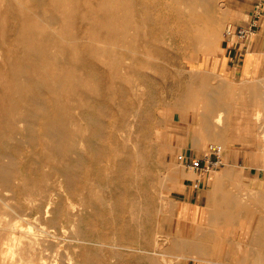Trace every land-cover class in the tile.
Listing matches in <instances>:
<instances>
[{
  "label": "rangeland",
  "instance_id": "1",
  "mask_svg": "<svg viewBox=\"0 0 264 264\" xmlns=\"http://www.w3.org/2000/svg\"><path fill=\"white\" fill-rule=\"evenodd\" d=\"M148 1L149 0H95L94 3V0H0V106H2L0 107V166L6 167L5 169L11 171L10 184H6L0 174V202L1 200L3 201L1 202L2 206L0 205V241H2L0 242V264H27V260H29V264H43L40 256L42 254L47 255L50 250L49 248H45L44 235L46 233L41 230L42 227L48 228L51 230V233L56 231L62 232L60 233V235H62L60 237H62L64 242L60 247L63 248L61 249L62 252H64V258L68 259L67 255L74 253L71 254L73 259L70 264H78L76 258L78 259L77 250H79V248L77 247H79L78 245L82 241L78 230L81 222V211L84 209L82 202H86V200L89 208H92L88 205L89 203L93 202L92 204H95V207H93V217L95 216V219L98 221L100 234L104 232L105 235H109L105 236L104 233H102V236H100L103 240H99V233L97 236L92 232H88L87 234L92 237V239L91 237L88 239L90 240L89 244H92L90 248L87 247L89 250L94 249V246L100 243L96 245L95 248L101 253V259L98 264H113V262H118L116 264H143L144 262V264H151L150 257H155L159 262L161 261L162 264H166V262L161 259V254L158 252L156 253V245L154 244V237L156 235L167 236L168 240H171V242L176 240L174 247H168L167 249V244L170 243L168 241L166 245L161 244L159 247L157 246L159 249L158 251L165 252V256L172 261L177 260V264H185L192 256L197 257V255L195 253L192 254L190 250L191 234L193 233L194 236L196 235L197 224L190 221L192 209L189 206L190 203L181 202L176 196V189L179 186V182L182 180L183 171L188 170L179 162L177 154L183 152L187 155H201L210 143L218 142L226 147L227 138H230L231 145L243 153L244 161L242 165L253 167L256 172L258 171L260 173L258 177L260 178L261 192L263 194L261 208L263 211L261 210V212L264 216V78L232 80L226 78L214 68L209 67V61L215 58L221 50L223 40L225 38L228 39L225 34L226 26L229 23L240 25L236 21L237 18L236 15H234L232 7L237 0H219L218 5L224 10H222L223 21L221 20L219 24V27L220 25L222 27H220L221 30L218 29L215 36L204 31L201 35L196 33L191 39L181 38V34L172 26L171 17L164 6L165 0H160V2L158 0H152V5L150 4L151 2ZM149 14L159 16V19H162L160 20L161 23L159 24V21L152 20L148 16ZM253 18L252 10V16L248 23H250ZM163 21L166 22L163 23ZM261 22L262 20L259 22L260 25ZM148 40L151 42V47ZM25 47L27 48L25 49ZM160 47L161 49L165 48L161 50ZM10 48H12V50ZM156 52H158L159 55H157L158 53L156 54ZM136 71L137 73H135ZM184 85H186V87ZM180 90H184L182 91L183 93ZM88 92L91 94H89L87 98L85 95L86 93L88 95ZM93 97L94 99H92ZM51 98L54 99V101ZM37 104H40L42 107L37 106ZM95 104H99L100 106L97 107ZM29 106L33 108L32 110L34 112L31 113L27 119H24L26 110H28ZM57 106L60 109H58ZM101 107L103 108L99 109ZM56 109L60 111L57 112ZM218 109L219 112H222V115L224 114L220 122L221 124H216L215 121L216 114L219 113L217 112ZM53 110H55V112ZM14 111H17V113ZM44 111L49 113L45 114L43 113ZM99 111L102 114L99 113ZM54 113L55 115L58 114V117L55 116ZM88 113H90L89 116H87ZM44 115L46 117H44ZM97 115H99L98 118H96ZM6 117H8V119ZM60 117L65 119L63 120ZM90 117L96 118L97 120H92ZM45 119L50 121L53 120L52 124L55 123L54 127L56 130L60 127L58 129H63V132L58 130L51 134L52 136L46 133L49 135L47 136L45 134ZM10 120L14 122L10 123ZM32 120H34L33 125L30 124ZM89 120H91V122ZM24 121L27 122V126ZM92 121L97 125L94 126ZM34 122H36V125ZM37 122H40V124ZM40 125H43V128ZM20 126L23 127L21 128ZM7 127L9 129H7ZM220 128L223 129L220 130ZM64 129H67V132ZM77 131L79 134H77ZM27 134L29 136L35 134L34 136H30V139L34 138V140L31 139L28 141L27 139H29V136L25 138ZM57 134V138L60 140H57L58 142L56 141V144L54 139H57ZM61 134H64V136ZM94 134L99 136L96 138ZM42 135L44 137H42ZM209 135L210 137H208ZM85 136L90 140L88 138L85 139ZM100 136H107V139H105V137L102 139ZM74 138L75 141L72 140ZM35 139L39 141L34 142ZM25 141L28 142L26 143ZM60 141L66 143H61ZM83 141H85V143ZM114 141L117 142L118 145L115 144ZM50 144L51 146L53 145L52 148L49 146ZM17 145L20 147L19 150ZM66 146H68V149H66ZM128 146H131L130 149L127 148ZM80 147L81 149H79ZM87 147L91 148L90 152L87 150ZM96 147L99 153L94 149ZM105 147H107V149ZM32 149L35 150L33 151ZM77 149L81 150V153L79 150L76 152ZM104 149H106V152ZM59 150L62 151L59 152ZM37 151H39V153ZM94 152L96 154L98 153L100 156L98 154L96 155ZM55 153L57 154L55 155ZM92 154L95 155L93 156ZM97 156L99 163L98 160L95 159ZM134 159H136V161ZM12 160L14 162L18 161L14 164ZM76 160H78V162ZM18 162L20 164H17ZM74 163H78V165ZM67 165L72 166L71 172H73V175L69 177L70 179L67 177L68 180L65 177L66 174L63 172V167ZM9 166L13 167L10 169ZM74 168L77 169L78 173H81L77 174ZM35 171L39 173H34ZM12 173H15L16 176ZM88 173L91 175H88ZM114 173L117 174L115 175ZM35 174L37 175L35 176ZM12 177L15 180H13ZM52 178L54 180H52ZM77 178L80 179L78 180ZM63 179L64 182L73 189L67 187L68 185L66 186V184L62 182ZM79 181L82 182L79 183ZM56 183H59L60 187L57 186ZM40 184L43 187L39 186ZM8 185H10V188ZM13 186L15 189H13ZM79 187H81V190L77 189ZM26 188L28 194H26ZM8 189H10V191ZM20 189H22V191ZM68 189L73 193L76 192V194L73 195ZM57 190L63 194L57 193ZM123 190L126 191L124 192ZM23 191L26 192L25 195ZM33 192H35V195ZM113 192L114 194H112ZM54 193H57L58 196ZM249 193L250 191L246 192V195L248 196ZM50 194H52L53 197ZM65 194H67L68 197H74L75 200L72 198L71 200ZM77 195H82L79 196V198L83 197L82 199L85 200L83 201L81 199L80 201L79 198H75ZM32 197L33 199H31ZM49 198L51 200H49ZM17 199H20L19 202ZM39 200H41V202ZM68 200L71 202L69 203ZM6 201L7 203H5ZM96 201H99L98 204H96ZM8 203L10 206L7 205ZM113 203L115 204L113 205ZM124 205L130 207H125L127 208L126 212L124 211L125 208H123ZM41 206L43 207L41 208ZM106 206L108 207L106 208ZM118 207H120L119 210ZM12 208L16 209L17 212ZM29 211L30 213H28ZM135 211H137V213ZM139 211H141V213ZM15 212L20 214H15ZM11 214L13 218H11ZM23 216H25L26 219H24L25 217L23 218ZM84 217L85 221L90 224L93 223L91 215L85 213ZM18 219L19 221L17 222ZM37 219L39 220L37 221ZM2 221H4L5 224ZM131 221L133 222L131 223ZM139 221L141 224L138 223ZM41 224H43V226ZM105 226H107L106 229H104ZM27 227L30 230H28ZM31 229L35 230H32V232ZM119 229L123 230L120 231ZM7 232L8 235L6 236ZM123 232L124 234L122 235ZM149 233L152 234L150 235ZM12 234L14 236H12ZM25 234L27 236L35 234L36 236L31 235V237H29L31 239H29ZM73 235H75V237ZM128 235L131 236V239ZM119 236L132 240L131 242L133 245L132 247L130 246L132 249L125 248L124 245L123 247L122 245H115L114 238L119 239ZM142 236H144V239L147 238L146 240L148 242L146 240L144 241V239L141 238ZM107 237L109 238L107 239ZM169 237L171 239H169ZM139 238L143 242V245L146 247L148 246L146 250L149 252L145 251V249L144 252L142 249L140 250V248H138L141 242ZM11 239H13L12 242ZM14 239L17 241L16 243L13 242ZM31 240H34L35 243ZM39 242H41L42 245ZM223 242V246L215 247L213 254L208 256L209 260L207 264H239V256L244 252V245L236 240L230 239L223 240ZM8 244H10V247ZM11 245L14 247L12 250H10ZM115 247L121 250L118 256L112 255L113 250H116ZM13 250L16 251V253H13ZM122 251H124V253ZM129 252L130 255H128ZM108 256L112 258H108ZM128 256L130 258H128ZM29 257L30 259H25ZM117 257L120 259L118 260ZM203 258L206 259L207 255L203 256ZM218 259L220 260L218 261Z\"/></svg>",
  "mask_w": 264,
  "mask_h": 264
},
{
  "label": "crops",
  "instance_id": "2",
  "mask_svg": "<svg viewBox=\"0 0 264 264\" xmlns=\"http://www.w3.org/2000/svg\"><path fill=\"white\" fill-rule=\"evenodd\" d=\"M257 2L264 5V0H237L234 3L232 7L238 24L246 25L249 22ZM209 67L232 80L264 78V13L260 27L250 41L225 38L217 56L209 61ZM243 161V153L227 138L220 166L200 175L183 171L176 196L181 202L190 203V221L197 224V233L195 236L192 233L190 240L191 253L197 257L192 256L185 264H207L209 258L204 259L203 256L213 254L215 247L223 246V240L229 239L245 247L239 256V264H264L260 173L253 167L243 166ZM199 177L201 180L195 185ZM247 191H250L248 196L245 195ZM220 205L229 209L221 210ZM209 238L210 241L213 239L211 245Z\"/></svg>",
  "mask_w": 264,
  "mask_h": 264
},
{
  "label": "bare ground",
  "instance_id": "3",
  "mask_svg": "<svg viewBox=\"0 0 264 264\" xmlns=\"http://www.w3.org/2000/svg\"><path fill=\"white\" fill-rule=\"evenodd\" d=\"M138 1V0H137ZM151 3V5H152V0H149ZM148 1V2H149ZM159 2H160V0H158ZM223 1V0H222ZM136 2V1H135ZM156 2V1H155ZM94 3H95V0H94ZM134 3V2H133ZM141 3V2H140ZM83 4V3H82ZM136 4V3H135ZM146 4V3H145ZM149 4V5H150ZM155 4V3H154ZM219 0H165V4H164V6H165V8H166V10H167V12L169 13V15H170V17H171V24H172V26H174L176 29H177V32L178 33H180L181 34V38H185V39H191V38H193L194 37V35L196 34V33H198V35H201V34H203V32L205 31V32H207V33H209L210 35H213V36H215L216 34H217V31H218V29H220V27H221V25H220V27H219V24H220V22H221V20H222V10L223 9H221L220 7H219ZM39 5V4H38ZM40 6V5H39ZM160 6V5H159ZM17 7V6H16ZM16 7H15V9H16ZM34 7V6H33ZM42 7V6H41ZM144 7H145V5H144ZM153 7V6H152ZM151 7V8H152ZM222 7V6H221ZM156 8V7H155ZM160 8V7H159ZM147 9H148V7H147ZM153 9V8H152ZM36 10V9H35ZM138 10V9H137ZM141 10V9H140ZM150 10V9H149ZM159 10V9H158ZM161 10H162V8H161ZM41 11V10H40ZM142 11H143V9H142ZM155 11V10H154ZM224 11V10H223ZM156 12V11H155ZM160 12V11H159ZM162 12H164V11H162ZM161 12V13H162ZM18 13V12H17ZM80 13V12H79ZM136 13H137V11H136ZM157 13V12H156ZM139 14H140V12H139ZM145 14V13H144ZM155 14V13H154ZM158 14V13H157ZM99 15V14H98ZM146 15V14H145ZM163 15V14H162ZM101 16H102V14H101ZM152 20H155V21H159L158 23L160 24L161 23V21L160 20H162V19H159V16H153V14H149L148 15ZM79 17V16H78ZM100 17V16H99ZM145 17V16H144ZM148 18V17H147ZM161 18V17H160ZM166 18V17H165ZM164 18V19H165ZM60 20H61V18H60ZM141 20V19H140ZM148 20V19H147ZM166 20V19H165ZM54 21V20H53ZM86 21V20H85ZM154 21V22H155ZM167 21V20H166ZM166 21H163V23L164 22H166ZM223 21V20H222ZM57 22V21H56ZM139 22V21H138ZM153 22V23H154ZM143 23V22H142ZM162 23V24H163ZM223 23V22H222ZM150 24H151V22H150ZM154 25V24H153ZM50 26V25H49ZM155 26V25H154ZM223 26V25H222ZM85 27V26H84ZM158 27V26H157ZM83 28V27H82ZM81 28V29H82ZM222 28V27H221ZM156 29V28H155ZM158 29H159V27H158ZM221 30V29H220ZM84 31V30H83ZM155 31V30H154ZM38 32V31H37ZM105 32V31H104ZM142 32V31H141ZM153 32V31H152ZM158 32V31H157ZM176 32V31H175ZM176 32V33H177ZM148 33V32H147ZM156 33V32H155ZM160 33V32H159ZM150 34V33H149ZM81 35H82V33H81ZM157 35V34H156ZM104 36V35H103ZM154 36V35H153ZM18 37V36H17ZM20 37V36H19ZM205 37V36H204ZM156 38V37H155ZM206 38V37H205ZM21 39V38H20ZM139 39H140V37H139ZM145 39V38H144ZM149 40H151V39H149ZM149 40H148V42H149ZM85 41V40H84ZM89 41V40H88ZM83 42V41H82ZM138 42V41H137ZM153 42V41H152ZM86 43V42H85ZM140 43V42H139ZM150 43V47H151V42H149ZM158 43V42H157ZM142 44H143V42H142ZM154 44V43H153ZM160 44V43H159ZM163 44V43H162ZM87 45V44H86ZM131 45V44H130ZM129 45V46H130ZM148 45V44H147ZM4 46V45H3ZM81 46H82V44H81ZM138 46H139V44H138ZM1 47V46H0ZM84 47H85V45H84ZM148 47H149V45H148ZM158 47V46H157ZM156 47V48H157ZM27 47H25V49H26ZM82 48H83V46H82ZM87 48V47H86ZM94 48V47H93ZM140 48V47H139ZM154 48V47H153ZM165 48V47H164ZM164 48H162V49H164ZM11 50H12V48H10ZM160 49H161V47H160ZM161 49V50H162ZM5 50H7V49H5ZM46 50H47V48H46ZM85 50V49H84ZM89 50V49H88ZM145 50V49H144ZM159 50V49H158ZM118 51V50H117ZM143 51V50H142ZM8 52V51H7ZM6 52V53H7ZM46 52V51H45ZM84 52V51H83ZM125 52V51H124ZM144 52V51H143ZM160 52V51H159ZM12 53V52H11ZM158 52H156V54H157ZM8 54V53H7ZM141 55V54H140ZM157 55H159V53L157 54ZM130 56V55H129ZM144 56V55H143ZM142 56V57H143ZM128 57V56H127ZM22 58V57H21ZM91 58V57H90ZM141 59V58H140ZM97 61V60H96ZM134 62V61H133ZM139 62V61H138ZM137 62V63H138ZM156 62V61H155ZM99 63V62H98ZM153 64H154V61H153ZM152 64V65H153ZM77 65V64H76ZM127 66V65H126ZM125 66V67H126ZM155 66V65H154ZM102 67V66H101ZM105 68V67H104ZM108 69V68H107ZM78 70V69H77ZM101 70V69H100ZM132 70H134V69H132ZM139 70V69H138ZM109 71V70H108ZM135 71V70H134ZM143 71H144V69H143ZM95 72V71H94ZM107 72V71H106ZM135 73H137V71L135 72ZM145 73H147V72H145ZM94 74V73H93ZM101 74V73H100ZM104 74H106V73H104ZM140 74V73H139ZM141 74H143V73H141ZM98 75V74H97ZM96 75V76H97ZM102 75V74H101ZM107 75V74H106ZM105 75V76H106ZM92 76V75H91ZM144 76H145V74H144ZM143 76V77H144ZM98 77V76H97ZM96 77V78H97ZM101 78V77H100ZM108 78H109V74H108ZM188 78V77H187ZM41 79V78H40ZM97 79H99V78H97ZM184 79V78H183ZM45 80H47V79H45ZM199 80V79H198ZM100 81V80H99ZM106 81V80H105ZM108 81H109V79H108ZM111 81V80H110ZM183 81H185V80H183ZM187 81V80H186ZM107 82V81H106ZM124 83V82H123ZM77 84V83H76ZM103 84V83H102ZM106 84V83H105ZM125 84H127V83H125ZM79 85H80V83H79ZM72 86V85H71ZM104 86V85H103ZM185 87H186V85H184ZM118 87V86H117ZM125 88V87H124ZM80 89H81V87H80ZM79 89V90H80ZM104 89V88H103ZM71 90H72V88H71ZM215 90V89H214ZM179 91V90H178ZM178 91H177V93H178ZM181 91V90H180ZM182 91H184V90H182ZM181 91V92H182ZM86 92V91H85ZM124 92V91H123ZM218 92V91H217ZM250 92V91H249ZM103 93V92H102ZM183 93V92H182ZM213 93V92H212ZM214 93H216V92H214ZM50 94V93H49ZM89 94H91V93H89L88 92V95H87V93H86V95H85V97L87 96V98H88V96H89ZM122 94V93H121ZM251 94V93H250ZM107 95V94H106ZM24 96V95H23ZM93 96V95H92ZM213 96V95H212ZM85 97H83V98H85ZM94 97H95V95H94ZM94 97L92 98V99H94ZM127 97V96H126ZM99 98V97H98ZM215 98V97H214ZM217 98V97H216ZM52 99V98H51ZM125 99V98H124ZM26 100V99H25ZM49 100V99H48ZM53 101H54V99H52ZM214 100V99H213ZM218 100V99H217ZM217 100H216V102H217ZM53 101H51V102H53ZM93 101V100H92ZM96 101H98V100H96ZM125 101V100H124ZM219 101V100H218ZM26 102V101H25ZM35 102H36V100H35ZM46 102V101H45ZM126 102H127V100H126ZM215 102V101H214ZM27 103V102H26ZM25 103V104H26ZM29 103V102H28ZM38 103V102H37ZM40 103H42V102H40ZM102 103V102H101ZM129 103V102H128ZM1 104V103H0ZM54 104V103H53ZM103 104V103H102ZM216 104V103H215ZM27 105V104H26ZM30 105H32V104H30ZM34 105H36V104H34ZM92 105V104H91ZM94 105V104H93ZM128 105V104H127ZM219 105V104H218ZM221 105H222V103H221ZM37 106H39V107H42L40 104H37ZM48 106V105H47ZM47 106H46V108H47ZM95 106H100L99 104H95ZM216 106V105H215ZM0 107H2V106H0ZM21 107H23V106H21ZM33 107H35V106H33ZM54 107H55V105H54ZM75 107V106H74ZM217 107V106H216ZM15 108V107H14ZM57 108L58 109H60L58 106H57ZM63 108V107H62ZM83 108H86V107H83ZM82 108V109H83ZM103 107H101V108H99V109H102ZM106 108V107H105ZM104 108V109H105ZM21 109V108H20ZM25 109V108H24ZM33 108L31 107V106H29V108H28V110H26V113H25V110H24V113L26 114L25 115V118L24 119H27L28 118V116L29 115H31V113H33L34 111L32 110ZM42 109V108H41ZM98 109V108H97ZM98 109V110H99ZM222 109H224V108H222ZM19 110V109H18ZM46 110V109H45ZM86 110V109H85ZM97 110V111H98ZM42 111V110H41ZM47 111H48V109H47ZM54 112H55V110H53ZM56 111H57V109H56ZM58 111H60V110H58ZM57 111V112H58ZM62 111V110H61ZM83 111V110H82ZM12 112H13V110H12ZM15 113H17V111H14ZM37 112V111H36ZM86 112V111H85ZM139 112V111H138ZM217 112H219V109H218V111ZM23 113V114H24ZM43 113H45V114H47V113H49V112H46V111H44ZM91 113V112H90ZM90 113H88L87 114V116H89L90 115ZM99 113H101L100 111H99ZM39 114V113H38ZM61 114V113H60ZM102 114V113H101ZM100 114V115H101ZM104 114V113H103ZM16 115V114H15ZM33 115V114H32ZM37 115V114H36ZM49 115V114H48ZM54 115H55V113H54ZM58 115V114H57ZM57 115H55V116H57ZM67 115V114H66ZM65 115V116H66ZM213 115V114H212ZM224 115V114H223ZM222 112L220 111L218 114H216V119H215V121H216V124H221L220 122H221V120H222ZM9 116V115H8ZM21 116H22V114H21ZM35 116V115H34ZM54 116V117H55ZM98 116L99 115H97V117L96 118H98ZM103 116V115H102ZM105 116V115H104ZM210 116V115H209ZM44 117H46L45 115H44ZM49 117V116H48ZM58 117V116H57ZM56 117V118H57ZM101 117V116H100ZM7 119H8V117H6ZM9 118H11V117H9ZM38 118V117H37ZM37 118H36V121H37ZM52 118V117H51ZM60 118H62L63 119V117H60ZM67 118V117H66ZM86 118H88V117H86ZM94 119L93 117H90V119H94L95 121L97 120V119ZM48 119V118H47ZM47 119H45L46 121H45V126H46V132H45V134L46 133H49L50 135L51 134H53V133H55L56 131H62L63 129H58V128H60V127H58L57 128V130H56V128L54 127L55 125V123H53L52 124V121H50V120H47ZM57 119H59V118H57ZM65 119V118H64ZM63 119V120H64ZM69 119V118H68ZM212 119V118H211ZM99 120V119H98ZM23 121V120H22ZM33 121L34 120H32L31 122L32 123H30V124H32L33 125ZM86 121H88V120H86ZM90 122H91V120H89ZM215 121H213V122H215ZM10 123H12V122H14L13 120H10L9 121ZM25 122V121H24ZM43 122V121H42ZM58 122V121H57ZM56 122V123H57ZM98 122V121H97ZM212 122V123H213ZM6 123H7V121H6ZM26 123L27 122H25V125H26ZM38 123V122H37ZM58 123H60V122H58ZM67 123V122H66ZM92 123H94L93 121H92ZM200 123V122H199ZM34 124L36 125V122H34ZM38 124H40V122L38 123ZM73 124V123H72ZM87 124H88V122H87ZM104 124V123H103ZM209 124V123H208ZM214 124V123H213ZM7 125V124H6ZM15 125V124H14ZM17 125H18V123H17ZM17 125H16V127H17ZM19 125H21V124H19ZM28 125V124H27ZM26 125V126H27ZM62 125V124H61ZM69 125V124H68ZM79 125V124H78ZM92 125V124H91ZM97 125V124H96ZM95 125V123H94V126H96ZM207 125V124H206ZM10 126V125H9ZM41 127L43 126V125H40ZM57 126H59V125H57ZM56 126V127H57ZM72 126V125H71ZM74 126V125H73ZM88 126H90V125H88ZM11 127V126H10ZM19 127V126H18ZM21 127V126H20ZM23 127V126H22ZM21 127V128H22ZM27 128H29V127H27ZM32 129H34L33 127H31ZM43 128V127H42ZM41 128V129H42ZM64 128V127H63ZM78 128V127H77ZM91 128V127H90ZM7 129H9L8 127H7ZM17 129V128H16ZM32 129H31V131H32ZM37 129V128H36ZM71 129V128H70ZM69 129V130H70ZM94 129H95V127H94ZM94 129H93V131H94ZM97 129V128H96ZM221 129H223V128H220V130ZM19 130V129H18ZM38 130V129H37ZM43 130V129H42ZM64 130H66V132H67V129H64ZM74 130V129H73ZM99 130V129H98ZM211 130V129H210ZM213 130V129H212ZM11 131V130H10ZM9 131V132H10ZM91 131H92V129H91ZM100 131V130H99ZM101 131H102V128H101ZM215 131V130H214ZM219 131V130H218ZM222 131H224V130H222ZM222 131H221V133H222ZM6 132V131H5ZM12 132V131H11ZM20 132V131H19ZM26 132V131H25ZM33 132V131H32ZM63 132V131H62ZM108 132V131H107ZM107 132H106V134H107ZM14 133H15V131H14ZM21 133H22V130H21ZM31 133V132H30ZM35 133V132H34ZM59 133V132H58ZM109 133V132H108ZM213 133V132H212ZM211 133V134H212ZM220 133V132H219ZM6 134V133H5ZM10 134V133H9ZM8 134V135H9ZM12 134V133H11ZM38 134V133H37ZM40 134H42V133H40ZM68 134V133H67ZM77 134H79L78 133V131H77ZM92 134V133H91ZM96 134H97V132H96ZM98 134H100V133H98ZM112 134V133H111ZM111 134H110V136H111ZM223 134V133H222ZM8 135H6V136H8ZM14 135V134H13ZM32 135V134H31ZM30 135V136H31ZM35 134H33L32 136H34ZM39 135V134H38ZM43 135H44V133H43ZM42 135V137H44ZM47 136H49L48 134H46ZM62 135V134H61ZM61 135H59V136H61ZM69 135V134H68ZM95 135V134H94ZM10 136V135H9ZM29 135L27 134V135H25V138L26 137H28ZM30 136H29V139H27L28 141L29 140H31V139H33L34 140V138H31L30 139ZM46 136V137H47ZM52 136V135H51ZM50 136V137H51ZM62 136H64V134L62 135ZM75 136V135H74ZM99 136V135H98ZM98 136H96L95 135V137L97 138ZM102 136V135H101ZM100 136V137H101ZM109 136V137H110ZM115 136V135H114ZM214 136V135H213ZM40 137H41V135H40ZM58 137V134L56 135V138ZM72 137V136H71ZM78 137H79V135H78ZM90 137V136H89ZM95 137H93V138H95ZM99 137V138H100ZM105 137V136H104ZM104 137H101L102 139L104 138ZM107 137V136H106ZM105 137V139H107ZM126 137V136H125ZM208 137H210V135L208 136ZM221 137H223V136H221ZM36 138V137H35ZM39 138V137H38ZM54 138V137H53ZM67 138V137H66ZM83 138V137H82ZM85 139L86 138H88V137H84ZM100 138V139H101ZM111 138V137H110ZM117 138V137H116ZM211 138H212V136H211ZM219 138V137H218ZM78 139H81V138H78ZM89 139V138H88ZM102 139H101V141H102ZM114 139V138H113ZM1 140V139H0ZM37 139H35V141L34 142H38L39 140H37ZM59 141L60 139H54V141H55V143H56V141ZM63 140V139H62ZM72 140H74L75 141V138L74 139H72ZM83 140V139H82ZM90 140V139H89ZM117 140V139H116ZM28 141H25L26 143L28 142ZM57 141V142H58ZM64 141H65V139H64ZM70 141H71V139H70ZM79 141V140H78ZM86 141H88V140H86ZM95 141V140H94ZM100 141V142H101ZM120 141V140H119ZM33 142V141H32ZM33 142V143H34ZM45 142V141H44ZM61 143L63 142V141H60ZM84 143H85V141H83ZM103 142V141H102ZM42 143V142H41ZM63 143H66V142H63ZM80 143H81V141H80ZM79 143V144H80ZM89 143V142H88ZM106 143V142H105ZM114 143L115 144H117V142H115L114 141ZM38 144V143H37ZM36 144V145H37ZM57 144V143H56ZM90 144V143H89ZM114 144V145H115ZM44 145V144H43ZM42 145V146H43ZM46 145V144H45ZM62 145V144H61ZM66 145V144H65ZM84 145H86V144H84ZM97 145H98V143H97ZM100 145V144H99ZM103 145V144H102ZM118 145V144H117ZM129 145V144H128ZM34 146V145H33ZM41 146V147H42ZM49 146H51V144L49 145ZM53 146V145H52ZM52 146H51V148H52ZM57 146V145H56ZM89 146V145H88ZM95 146H96V144H95ZM104 146V145H103ZM125 146V145H124ZM124 146H122V147H124ZM16 147V146H15ZM17 147H19L18 145H17ZM36 147V146H35ZM47 147V146H46ZM54 147H55V145H54ZM82 147V146H81ZM81 147L79 148V149H81ZM91 147V146H90ZM119 147H120V145H119ZM131 147V146H130ZM130 147L128 146L127 148H129L130 149ZM32 148H34V147H32ZM47 148H49V147H47ZM57 148V147H56ZM60 148V147H59ZM64 148V147H63ZM63 148H62V150H63ZM88 148V147H87ZM92 148V147H91ZM91 148H88L87 150H89V152H90V149ZM101 148V147H100ZM106 149H107V147H105ZM121 148V147H120ZM119 148V149H120ZM126 148V147H125ZM126 148V149H127ZM263 148V147H262ZM20 149V147L18 148V150ZM40 149H43V148H40ZM39 149V150H40ZM50 149V148H49ZM66 149H68V146H66ZM71 149H72V147H71ZM79 149H77V151L76 152H78V150ZM95 150L97 149V147L96 148H94ZM106 149H104V151L106 152ZM118 149V148H117ZM117 149H115V150H117ZM124 149V148H123ZM125 149V150H126ZM17 150V149H16ZM33 150V149H32ZM35 150V149H34ZM33 150V151H34ZM61 150V151H62ZM75 150V149H74ZM73 150V151H74ZM93 150V149H92ZM101 150V149H100ZM113 150V149H112ZM43 151V150H42ZM53 151V150H52ZM60 150H59V152H61ZM64 151V150H63ZM68 151H70V150H68ZM80 151V153H81V150H79ZM97 151V150H96ZM114 151V150H113ZM113 151H112V153H113ZM119 151V150H118ZM117 151V152H118ZM132 151V150H131ZM130 151V152H131ZM38 153H39V151H37ZM44 152V151H43ZM98 152V151H97ZM108 152V151H107ZM116 152V153H117ZM129 152V153H130ZM10 153V152H9ZM8 153V154H9ZM54 153V152H53ZM65 153V152H64ZM68 153H70V152H68ZM68 153H67V155H68ZM72 153H75V152H72ZM80 153H79V155H80ZM83 153V152H82ZM92 153V152H91ZM95 153V152H94ZM99 153V152H98ZM97 153V154H98ZM101 153H103L102 151H101ZM109 153V152H108ZM115 153V154H116ZM1 154V153H0ZM4 154V153H3ZM57 153H55V155H56ZM59 154V153H58ZM66 154V153H65ZM96 154V153H95ZM95 154H92L93 156L95 155ZM96 154V155H97ZM106 154V153H105ZM114 154V153H113ZM134 154V153H133ZM11 155H12V153H11ZM43 155V154H42ZM46 155V154H45ZM62 155V154H61ZM70 155V154H69ZM77 155H78V153H77ZM76 155V156H77ZM83 155V154H82ZM82 155H81V157H82ZM91 155V156H92ZM99 155V154H98ZM103 155H104V153H103ZM108 155V154H107ZM106 155V156H107ZM126 155V154H125ZM4 156L6 157V155L4 154ZM13 156V155H12ZM84 156V155H83ZM100 156V155H99ZM109 156H110V154H109ZM113 156V155H112ZM127 156V155H126ZM133 156V155H132ZM131 156V157H132ZM45 157H47V156H45ZM74 157V156H73ZM4 158V157H3ZM8 158H9V156H8ZM78 158V157H77ZM79 158H80V156H79ZM93 158V157H92ZM95 158V157H94ZM98 158V156L95 158V159H97ZM102 158V157H101ZM110 158V157H109ZM114 158V157H113ZM112 158V159H113ZM119 158V157H118ZM134 158V157H133ZM132 158V159H133ZM75 159H76V157H75ZM81 159V158H80ZM80 159H78V160H80ZM105 159V158H104ZM33 160H34V158H33ZM63 160H64V158H63ZM74 160V159H73ZM78 160H76L77 162H78ZM82 160V159H81ZM98 160V159H97ZM107 160V159H106ZM123 160V159H122ZM135 161H136V159H134ZM13 161V160H12ZM18 161V160H17ZM16 161V162H17ZM75 161V162H76ZM121 161V160H120ZM130 161V160H129ZM138 161V160H137ZM14 162V161H13ZM16 162H14V164H16ZM132 162V161H131ZM142 162V161H141ZM79 163H80V161H79ZM97 163V162H96ZM98 163H99V160H98ZM116 163H117V161H116ZM115 163V164H116ZM133 163V162H132ZM136 163V162H135ZM139 163V162H138ZM17 164H20L19 162L17 163ZM61 164V163H60ZM75 164V163H74ZM77 165H78V163H76ZM75 164V165H76ZM111 164V163H110ZM81 165V164H80ZM103 165V164H102ZM137 165H139V164H137ZM141 165V164H140ZM146 165V164H145ZM17 167H20V166H18V165H16ZM61 166V165H60ZM83 166V165H82ZM81 166V167H82ZM99 166V165H98ZM113 166V165H112ZM10 167V166H9ZM13 167V166H12ZM12 167H10V169L12 168ZM55 167H56V165H55ZM116 167V166H115ZM6 167H3V166H0V174H1V176H2V178H3V180H4V182L7 184H10V176H11V171L10 170H7V169H5ZM22 168V167H21ZM25 168V167H24ZM57 168V167H56ZM55 168V169H56ZM71 168H72V166H65V167H63V172L66 174V178L68 177H70V176H72L73 174V172H71L72 170H71ZM79 168H80V166H79ZM112 168V167H111ZM117 168V167H116ZM123 168V167H122ZM58 169V168H57ZM60 169V168H59ZM147 169V168H146ZM23 170V169H22ZM27 170H29V169H27ZM31 170V169H30ZM74 170L77 172V174H80V173H78V171H77V169H75L74 168ZM98 170V169H97ZM114 170V169H113ZM116 170V169H115ZM135 170V169H134ZM15 171H16V169H15ZM60 171V170H59ZM112 171V170H111ZM127 171V170H126ZM126 171H125V173H126ZM137 171H138V169H137ZM136 171V172H137ZM145 171V170H144ZM144 171H142V172H144ZM27 172V171H26ZM32 172V171H31ZM53 172V171H52ZM96 172V171H95ZM120 172V171H119ZM141 172V173H142ZM146 172V171H145ZM17 173V172H16ZM28 173V172H27ZM34 173H39V172H34ZM33 173V174H34ZM57 173V172H56ZM84 173V172H83ZM110 173V172H109ZM140 173V174H141ZM12 174H14L15 175V173H12ZM18 174V173H17ZM24 174V173H23ZM32 174V173H31ZM63 174V173H62ZM76 174V175H77ZM90 173H88V175H89ZM105 174V173H104ZM115 175L117 174V173H114ZM124 174V173H123ZM133 174V173H132ZM144 174V173H143ZM37 174H35V176H36ZM48 175V174H47ZM51 175H53V174H51ZM50 175V176H51ZM58 175V174H57ZM82 175V174H81ZM91 175V174H90ZM95 175H96V173H95ZM107 175V174H106ZM119 175V174H118ZM16 176V175H15ZM23 176V175H22ZM61 176V175H60ZM59 176V177H60ZM63 176V175H62ZM83 176V175H82ZM99 176V175H98ZM102 176V175H101ZM111 176V175H110ZM59 177H58V179H59ZM77 177V176H76ZM76 177H74V178H76ZM79 177V176H78ZM81 177V176H80ZM85 177V176H84ZM92 177H93V175H92ZM95 177V176H94ZM112 177V176H111ZM141 177V176H140ZM14 178H16V177H14ZM29 178V177H28ZM39 178H40V175H39ZM66 178H65V181H66ZM68 178H67V180H68ZM103 178V177H102ZM115 178V177H114ZM118 178V177H117ZM120 178V177H119ZM149 178V177H148ZM12 179H13V177H12ZM56 179V178H55ZM70 179V178H69ZM78 179V178H77ZM80 179V178H79ZM78 179V180H79ZM83 179V178H82ZM107 179V178H106ZM116 179V178H115ZM13 180H15V179H13ZM22 180V179H21ZM52 180H54L53 178H52ZM57 180V179H56ZM55 180V181H56ZM71 180H72V177H71ZM70 180V181H71ZM95 180V179H94ZM85 181V180H84ZM113 181V180H112ZM14 182V181H13ZM15 182H17V181H15ZM62 182H64V179H63V181ZM68 182V181H67ZM80 182H82V181H79V183ZM103 182V181H102ZM31 183V182H30ZM42 183V182H41ZM44 183H46V182H44ZM65 184H66V186L68 185L66 182H64ZM69 183V182H68ZM71 183V182H70ZM5 184V185H6ZM33 184V183H32ZM37 184H39V183H37ZM57 184V183H56ZM73 184V183H72ZM82 184V183H81ZM12 185V184H11ZM22 185V184H21ZM62 185V184H61ZM74 185H75V187H76V184L74 183ZM83 185V184H82ZM10 185H8V187H9ZM17 186V185H16ZM39 186H42L41 184L39 185ZM39 186H37V187H39ZM57 186H59V183L57 184ZM77 186H78V184H77ZM88 186H89V184H88ZM87 186V187H88ZM90 186H91V184H90ZM99 186V185H98ZM18 187V186H17ZM16 187V188H17ZM43 187V186H42ZM45 187H46V185H45ZM60 187V186H59ZM67 187H70L69 185L67 186ZM74 187V188H75ZM82 187V186H81ZM81 187H79V188H77V189H79V190H81ZM84 187V186H83ZM94 187V186H93ZM105 187V186H104ZM103 187V188H104ZM10 188V187H9ZM12 188V187H11ZM18 188H20V187H18ZM22 188V187H21ZM40 188V187H39ZM49 188V187H48ZM52 188V187H51ZM50 188V189H51ZM55 188H57V187H55ZM71 189H73L72 187H70ZM69 188V189H70ZM13 189H15L14 188V186H13ZM29 189V188H28ZM47 189V188H46ZM50 189H48V190H50ZM54 189V188H53ZM63 189V188H62ZM67 189V188H66ZM68 189V190H69ZM84 189H86V188H84ZM88 189V188H87ZM101 189V188H100ZM9 191H10V189H8ZM21 191H22V189H20ZM26 190H27V188H26ZM25 190V191H26ZM37 190V189H36ZM55 190V189H54ZM59 190V189H58ZM58 190H57V193H60V192H58ZM74 190H76V189H74ZM105 190V189H104ZM17 191V190H16ZM18 191H19V189H18ZM35 191V190H34ZM41 191H42V189H41ZM60 191H61V189H60ZM67 191V190H66ZM69 191H71V190H69ZM76 191H78V190H76ZM85 191V190H84ZM87 191V190H86ZM108 191V190H107ZM106 191V192H107ZM110 191H112V190H110ZM124 191V190H123ZM126 191V190H125ZM124 191V192H125ZM226 191V190H225ZM253 191V190H252ZM24 192V191H23ZM36 192V191H35ZM35 192H33L34 193V195H35ZM51 192V191H50ZM65 192V191H64ZM72 192V191H71ZM88 192V191H87ZM248 192V191H247ZM257 192V191H256ZM19 193V192H18ZM25 193L26 192H24V195H25ZM33 193H31V194H33ZM47 193V192H46ZM49 193V192H48ZM57 193H54V194H56L57 196H58V194ZM73 193V192H72ZM104 193V192H103ZM108 193V192H107ZM121 193H122V191H121ZM15 194V193H14ZM22 194V193H21ZM26 194H28V190H27V193ZM60 194H63L62 192L60 193ZM70 194V193H69ZM74 194H76V192L75 193H73V195ZM79 194H81V193H79ZM85 194V193H84ZM84 194H83V196H84ZM88 194V193H87ZM112 194H114V192L112 193ZM118 194V193H117ZM255 194V193H254ZM11 195V194H10ZM20 195V194H19ZM37 195H39V194H37ZM50 195H52V194H50ZM50 195H47V196H50ZM66 196H67V194H65ZM64 195V196H65ZM71 195V194H70ZM69 195V196H70ZM86 195V194H85ZM90 195H92V194H90ZM116 195V194H115ZM115 195H113V196H115ZM119 195V194H118ZM246 195V194H245ZM9 196V195H8ZM15 196V195H14ZM78 196V195H77ZM75 197V198H79V196H82V195H79L78 197ZM127 196H128V194H127ZM1 197V196H0ZM20 197V196H19ZM24 197V196H23ZM36 197V196H35ZM52 197H53V195H52ZM60 197H61V195H60ZM68 197V196H67ZM86 197V196H85ZM88 197H89V195H88ZM112 197V196H111ZM116 197V196H115ZM121 197V196H120ZM15 198V197H14ZM44 198V197H43ZM55 198H57V197H55ZM66 198V197H65ZM68 198H72V197H68ZM83 197H81V198H79L80 199V201H81V199H82ZM94 198V197H93ZM2 199V198H1ZM4 199V198H3ZM23 199V198H22ZM26 199V198H25ZM30 199V198H29ZM29 199H27V200H29ZM31 199H33V197L31 198ZM37 199V198H36ZM54 199V198H53ZM58 199V198H57ZM69 199V200H70ZM73 200H75L74 199V197L72 198ZM71 199V200H72ZM89 199V198H88ZM131 199V198H130ZM129 199V200H130ZM18 200V199H17ZM20 200V199H19ZM19 200H18V202H19ZM35 200V199H34ZM49 200H51L50 198H49ZM64 200V199H63ZM62 200V201H63ZM68 200V201H69ZM78 200V199H77ZM76 200V201H77ZM83 200V199H82ZM85 200V199H84ZM83 200V201H84ZM93 200V199H92ZM109 200V199H108ZM107 200V201H108ZM210 200V199H209ZM212 200V199H211ZM36 201V200H35ZM40 202H41V200H39ZM56 201V200H55ZM75 201V202H76ZM113 201V200H112ZM121 201H123V200H121ZM126 201V200H125ZM135 201V200H134ZM1 202H3L2 200H1ZM1 202H0V205H1ZM28 202V201H27ZM32 202H34V201H32ZM37 202V201H36ZM51 202V201H50ZM66 202H67V200H66ZM71 201H69V203H70ZM86 202H87V200H86ZM85 201L84 202H82V204H83V210L81 211L82 212V214H81V222H80V227H79V230H78V233H79V235H80V237L82 238V241H81V243L78 245L79 247H77V248H79V250H77L78 251V259L76 258V260H77V263L78 264H98L99 262H100V257H101V253H100V251L98 250V249H95L96 248V245H98V244H100V243H97L94 247V249H88L87 247H89L90 248V246L92 245H90L89 244V241L90 240H88L91 236H88L87 234H88V232H92L93 234H96V236L98 235V233H99V235H98V239L99 240H103V238H101V234L102 233H104V232H102L101 234H100V230L98 229L99 227H98V221H97V219H95V216L93 217V207H95V204H92V203H89L88 205H90V207H92V208H89V206H87V203H86ZM90 202V201H89ZM97 202V201H96ZM99 202V201H98ZM98 202L96 203V204H98ZM127 202H128V200H127ZM130 202V201H129ZM132 203H134L133 201H131ZM136 202V201H135ZM5 203H7V201L5 202ZM23 203V202H22ZM25 203V202H24ZM55 203V202H54ZM62 203H64V202H62ZM73 203V202H72ZM79 203V202H78ZM137 203V202H136ZM212 203V202H211ZM48 204V203H47ZM52 204V203H51ZM115 203H113V205H114ZM128 204V203H127ZM209 204H210V201H209ZM256 204V203H255ZM7 205H9V203L7 204ZM24 205V204H23ZM28 205V204H27ZM54 205V204H53ZM58 205V204H57ZM57 205H56V208H57ZM60 205V204H59ZM63 205V204H62ZM105 205V204H104ZM113 205H112V207H113ZM116 205H118V206H120L119 204H116ZM129 205H130V203H129ZM133 205V204H132ZM136 205V204H135ZM2 206V205H1ZM10 206V205H9ZM36 206H37V204H36ZM38 206H40V205H38ZM77 206V205H76ZM110 206V205H109ZM127 205H124V207L123 208H125ZM134 206V205H133ZM207 206H208V204H207ZM11 207H12V205H11ZM24 207V206H23ZM30 207L32 208V206L30 205ZM43 206H41V208H42ZM46 207V206H45ZM44 207V208H45ZM108 206H106V208H107ZM127 207H129V206H127ZM149 207V206H148ZM147 207V208H148ZM258 207H260L259 205H258ZM36 208V207H35ZM79 208V207H78ZM111 208V207H110ZM122 208V207H121ZM130 208V207H129ZM140 208V207H139ZM142 208V207H141ZM152 208V207H151ZM150 208V209H151ZM212 208V207H211ZM12 209H14V208H12ZM46 209V208H45ZM62 209H63V207H62ZM115 209V208H114ZM120 209V207H118V210ZM126 209L127 208H125V212H126ZM219 209H221V210H228L229 209V207L228 206H221L220 205V207H219ZM218 209V210H219ZM260 209V208H259ZM264 209V208H263ZM33 210V209H32ZM47 210V209H46ZM51 210V209H50ZM68 210H69V208H68ZM107 210V209H106ZM122 210V209H121ZM128 210H130V209H128ZM132 210V209H131ZM262 210V209H261ZM14 211H16L17 212V210L16 209H14ZM20 211V210H19ZM43 211V210H42ZM45 211V210H44ZM48 211H49V209H48ZM64 211H66V210H64ZM134 211V210H133ZM132 211V212H133ZM263 211V210H262ZM15 212V214H18V213H16ZM33 212V211H32ZM51 212V211H50ZM58 212V211H57ZM63 212V211H62ZM121 212V211H120ZM136 213H137V211H135ZM134 212V213H135ZM140 213H141V211H139ZM144 212V211H143ZM26 213H27V210H26ZM28 213H30V211L28 212ZM45 213V212H44ZM43 213V214H44ZM61 213V212H60ZM85 213H88L89 215H91L92 216V222L93 223H88L87 221H85L84 219H85V217H84V214ZM117 213V212H116ZM122 213V212H121ZM130 213V212H129ZM252 213V212H251ZM14 214V213H13ZM20 214V213H19ZM18 214V215H19ZM40 214V213H39ZM47 214H49V213H47ZM52 214V213H51ZM50 214V215H51ZM108 214V213H107ZM122 214H124V213H122ZM127 214V213H126ZM125 214V215H126ZM218 214V213H217ZM26 215H28V214H26ZM31 215V214H30ZM49 215V216H50ZM57 215V214H56ZM55 215V216H56ZM114 215V214H113ZM113 215H112V217H113ZM121 215V214H120ZM11 216H12V214H11ZM41 216V215H40ZM39 216V217H40ZM79 216V215H78ZM127 216H128V214H127ZM130 216V215H129ZM22 217V216H21ZM25 216H23V218H24ZM37 217H38V215H37ZM44 217V216H43ZM51 217V216H50ZM66 217V216H65ZM111 217V216H110ZM116 217V216H115ZM135 217V216H134ZM11 218H13V216L11 217ZM20 218V217H19ZM78 218V217H77ZM118 218H119V216H118ZM138 218V217H137ZM137 218H135V219H137ZM214 218V217H213ZM263 218V217H262ZM24 219H26V217L24 218ZM35 219V218H34ZM48 219V218H47ZM63 219V218H62ZM76 219V218H75ZM74 219V220H75ZM86 219H88V218H86ZM102 219V218H101ZM108 219V218H107ZM106 219V220H107ZM132 219H133V217H132ZM134 219V220H135ZM140 219V218H139ZM3 220V219H2ZM22 220V219H21ZM28 220H29V218H28ZM36 220V219H35ZM39 219H37V221H38ZM72 220V219H71ZM73 220V221H74ZM125 220V219H124ZM133 220V221H134ZM150 220H151V218H150ZM212 220V219H211ZM5 221V220H4ZM4 221H2L4 224H5V222ZM19 221V219L17 220V222ZM25 221V220H24ZM47 221H49V220H47ZM116 221V220H115ZM120 221V220H119ZM130 221V220H129ZM133 221H131V223L133 222ZM143 221V220H142ZM14 222H16V221H14ZM50 222V221H49ZM49 222H47V223H49ZM60 222H61V220H60ZM104 222V221H103ZM107 222H108V220H107ZM121 222H123V221H121ZM21 223V222H20ZM19 223V224H20ZM30 223V222H29ZM36 223H39V222H36ZM52 223H54V222H52ZM51 223V224H52ZM71 223V222H70ZM76 223V222H75ZM111 223V222H110ZM113 223V222H112ZM115 223V222H114ZM119 223V222H118ZM130 223V224H131ZM136 223V222H135ZM138 223H140V221L138 222ZM143 223V222H142ZM14 224H16V223H14ZM26 224V223H25ZM28 224V223H27ZM44 224V223H43ZM43 224H41L42 226H43ZM123 224V223H122ZM141 224V223H140ZM13 225V224H12ZM52 225H54V224H52ZM61 225V224H60ZM60 225H59V227H60ZM108 225V224H107ZM121 225V224H120ZM134 225V224H133ZM213 225V224H212ZM215 225V224H214ZM6 226V225H5ZM35 226V225H34ZM50 226V225H49ZM49 226H47V227H49ZM64 226H65V224H64ZM69 226V225H68ZM112 226V225H111ZM129 226V225H128ZM131 226V225H130ZM13 227V226H12ZM30 228H33V227H31V226H29ZM37 227V226H36ZM35 227V228H36ZM40 227V226H39ZM46 227V226H45ZM106 227L107 226H105V228L104 229H106ZM114 227H115V225H114ZM139 227V226H138ZM1 228H3V227H1ZM19 228V227H18ZM20 228H21V226H20ZM109 228H110V226H109ZM131 228V227H130ZM142 228H143V224H142ZM209 228H211V227H209ZM218 228V227H217ZM5 229V228H4ZM8 229V228H7ZM25 229V228H24ZM27 229L28 230H30L28 227H27ZM61 229V228H60ZM141 229V228H140ZM8 230H10V229H8ZM27 230V231H28ZM32 230H35V229H31V231ZM39 230V229H38ZM41 230H43L46 234L44 235L45 236V238H44V241H45V244H46V247L45 248H49V253L47 254V255H44V254H42L40 257H41V262L43 263V264H70V262L72 261V259H73V256L71 255V254H74V253H71V254H68L67 255V257H68V259H65L64 258V252H62V247H60L61 246V244L64 242L63 241V239H62V237H60V236H62V235H60V233H62L61 231L60 232H58V231H56V232H54V233H51V230H49L48 228H44V227H42V229ZM63 230V229H62ZM117 230H118V227H117ZM120 230V229H119ZM121 230H123V229H121ZM120 230V231H121ZM131 230H133V229H131ZM131 230H130V232H131ZM146 230H147V228H146ZM151 230V229H150ZM149 230V231H150ZM14 231H16V230H14ZM18 231V230H17ZM37 231V230H36ZM43 231H41V232H43ZM52 231H54V230H52ZM64 231V230H63ZM109 231V230H108ZM140 231V230H139ZM10 232V231H9ZM13 232V231H12ZM29 232V231H28ZM33 232V231H32ZM35 232V231H34ZM40 232V231H39ZM38 232V233H39ZM110 232V231H109ZM134 232V231H133ZM143 232V231H142ZM202 231H200V233H201ZM204 232V231H203ZM259 232H260V230H259ZM15 233V232H14ZM23 233V232H22ZM26 233V232H25ZM37 233V232H36ZM67 233H69V232H67ZM108 233V232H107ZM112 233H113V231H112ZM120 233V232H119ZM128 233H129V231H128ZM137 233V232H136ZM135 233V234H136ZM146 233V232H145ZM196 233H197V231H196ZM10 234V233H9ZM24 234V233H23ZM27 234V233H26ZM25 234V236H27ZM41 234H43V233H41ZM66 234V233H65ZM90 234V233H89ZM117 234V233H116ZM121 234V233H120ZM119 234V235H120ZM124 234V232L122 233V235ZM150 234V233H149ZM152 234V233H151ZM150 234V235H151ZM8 235V232H7V234H6V236ZM32 235V234H31ZM31 235L30 236H27V238H29V237H31ZM33 235H35V234H33ZM32 235V236H33ZM40 235V234H39ZM64 235V234H63ZM76 235V234H75ZM75 235H73L74 237H75ZM101 235V236H100ZM104 235H105V233H104ZM106 235H108V234H106ZM105 235V236H106ZM115 235V234H114ZM256 235V234H255ZM12 236H14L13 234H12ZM23 236V235H22ZM36 236V235H35ZM44 236H41V237H44ZM77 236V235H76ZM109 236V235H108ZM134 236V235H133ZM169 236V235H168ZM221 236V235H220ZM262 236V235H261ZM2 237V236H1ZM37 237H39V236H37ZM79 237V238H80ZM115 237V236H114ZM116 237H117V235H116ZM120 237V236H119ZM128 237L130 238L131 236H129L128 235ZM127 237V238H128ZM144 236H142L141 238H143ZM171 237V236H170ZM169 237V239H171ZM207 237V236H206ZM4 238V237H3ZM2 238V239H3ZM13 238V237H12ZM65 238V237H64ZM95 238V237H94ZM109 237H107V239H108ZM136 238V237H135ZM152 238V237H151ZM174 238V237H173ZM186 238V237H185ZM204 238V237H203ZM29 239H31V238H29ZM28 239V240H29ZM34 239V238H33ZM91 239H92V237H91ZM97 239V238H96ZM131 239V238H130ZM130 239H125L124 237H120L119 239H115L114 238V243H115V245H122V247H123V245L125 246V248H130V246L132 247V245H133V243L131 242L132 240H130ZM137 239V238H136ZM144 239V238H143ZM147 238H145L144 239V241L146 240ZM12 240L13 239H11V242H12ZM21 240V239H20ZM111 240H112V238H111ZM139 240H140V238H139ZM167 240V241H166ZM203 241H207V239L206 240H204V239H202ZM213 240V239H212ZM211 240V241H212ZM7 241V240H6ZM32 242H34V240H31ZM134 241H135V239H134ZM138 241V240H137ZM141 241V240H140ZM147 241V240H146ZM169 240H168V237L167 236H164V235H156L155 237H154V244L156 245V247H155V250H156V253L158 252L159 254H161V256H162V258L161 259H163L165 262H166V264H177L178 262H177V260L176 261H172L171 259H168V257H166L165 255H166V253L165 252H162V251H158L159 249H158V247H159V245H161V244H165L166 245V242H168ZM208 241H210V238H209V240ZM210 241V242H211ZM0 242H2V241H0ZM13 242H17V241H15V239H14V241ZM69 242H71V241H69ZM148 242V241H147ZM170 243L169 244H167V249H168V247L170 248V247H174L175 246V244H176V240L175 241H173V242H171V240L169 241ZM214 242V241H213ZM19 243H22V242H19ZM18 243V244H19ZM35 243V242H34ZM33 243V244H34ZM39 243H41V242H39ZM76 243V242H75ZM108 243H109V241H108ZM113 243V242H112ZM143 242L141 241L140 242V245L138 246V248H140V250L142 249L143 251H144V249H145V251H147L146 249H147V247L145 246V245H143L142 244ZM146 243V242H145ZM11 244V243H10ZM10 244H8L9 245V247H10ZM23 244V243H22ZM37 244V243H36ZM138 244V243H137ZM172 244H173V246H172ZM212 244V242L211 243H209V245H211ZM6 245V244H5ZM16 245V244H15ZM41 245H42V243H41ZM66 245V244H65ZM75 245V244H74ZM94 245V244H93ZM114 245V244H113ZM150 245V244H149ZM152 245V244H151ZM208 245V246H209ZM263 245H264V243H263ZM23 246V245H22ZM27 246H28V244H27ZM34 246V245H33ZM38 246V245H37ZM45 246V245H44ZM77 246V245H76ZM105 246V245H104ZM108 246V245H107ZM126 246H129V247H126ZM158 246V247H157ZM213 246V245H212ZM260 246V245H259ZM13 246L11 245V249L10 250H12V249H14V247L12 248ZM29 247V246H28ZM41 247H43V246H41ZM71 247H72V243H71ZM98 247V246H97ZM106 247V246H105ZM146 247V248H145ZM165 247V246H164ZM210 247V246H209ZM261 247V246H260ZM1 248V247H0ZM35 248V247H34ZM62 248V249H61ZM70 248V247H69ZM76 248V247H75ZM137 248V247H136ZM211 248V247H210ZM36 249V248H35ZM105 249V248H104ZM108 249V248H107ZM115 249H116V247H115ZM130 249H132V248H130ZM151 249V248H150ZM18 250V249H17ZM26 250V249H25ZM38 250V249H37ZM263 250V249H262ZM7 251V250H6ZM14 251V250H13ZM12 251V252H13ZM42 251V250H41ZM68 251H70V250H68ZM73 251H74V249H73ZM121 250L120 249H116V250H113V253H112V255L113 256H118L121 252H120ZM130 251V250H129ZM131 251H135V250H131ZM144 251V252H145ZM166 251H168V250H166ZM123 253H124V251H122ZM126 252H128V251H126ZM147 252H149V251H147ZM153 252V251H152ZM168 252H170V251H168ZM252 252V251H251ZM264 252V251H263ZM13 253H16V251H14ZM23 253V252H22ZM21 253V254H22ZM37 253H38V251H37ZM42 253V252H41ZM66 253V252H65ZM151 253V252H150ZM177 253H179V252H177ZM3 254H5V253H3ZM2 254V255H3ZM106 254V253H105ZM128 254V253H127ZM142 254H144V253H142ZM12 255H14V254H12ZM110 255V254H109ZM126 255V254H125ZM128 255H130V252H129V254ZM147 255V254H146ZM155 255V254H154ZM168 255V254H167ZM172 255V254H171ZM182 255V254H181ZM251 255L253 256L254 254H252L251 253ZM6 256V255H5ZM19 256H20V254H19ZM22 256H23V254H22ZM75 256H76V254H75ZM124 256V255H123ZM149 256H150V254H149ZM156 256V255H155ZM256 256V255H255ZM4 257V256H3ZM15 257V256H14ZM25 257V256H24ZM107 257V256H106ZM111 257V256H110ZM109 256H108V258H110ZM122 257V256H121ZM132 257V256H131ZM142 257V256H141ZM140 257V258H141ZM173 257V256H172ZM13 258V257H12ZM20 258V257H19ZM23 258V257H22ZM112 258V257H111ZM124 258V257H123ZM128 258H130L129 256H128ZM127 258V259H128ZM132 258H134V257H132ZM151 259H150V262H151V264H162L161 263V261L159 262V260L157 259V258H155V257H150ZM208 258V257H207ZM254 258V257H253ZM3 259V258H2ZM25 259H30V257L29 258H25ZM38 259V258H37ZM117 259H118V257H117ZM120 259V258H119ZM118 259V260H119ZM179 259V258H178ZM211 259H213V258H211ZM224 259V258H223ZM223 259H221V260H223ZM6 260H7V258H6ZM12 260V259H11ZM17 260H18V258H17ZM16 260V261H17ZM102 260H103V258H102ZM107 260V259H106ZM147 260V259H146ZM220 259H218V261H219ZM13 261V260H12ZM28 262H29V260H27ZM141 261H142V258H141ZM203 261V260H202ZM206 261H208V260H206ZM216 261V260H215ZM214 261V262H215ZM226 261V260H225ZM252 261V260H251ZM21 262V261H20ZM27 262V264H29ZM111 262V261H110ZM109 262V263H110ZM123 262H124V260H123ZM126 262H128V261H126ZM243 262V261H242ZM26 263V262H25ZM116 263H118V262H113V264H116ZM145 263V262H144ZM143 263V264H144ZM147 263V262H146ZM223 263V262H222ZM232 263V262H231ZM234 263V262H233ZM36 264V263H35ZM38 264V263H37ZM73 264V263H72ZM128 264V263H127ZM130 264V263H129ZM210 264V263H209ZM238 264V263H237ZM249 264V263H248ZM255 264V263H254Z\"/></svg>",
  "mask_w": 264,
  "mask_h": 264
},
{
  "label": "built area",
  "instance_id": "4",
  "mask_svg": "<svg viewBox=\"0 0 264 264\" xmlns=\"http://www.w3.org/2000/svg\"><path fill=\"white\" fill-rule=\"evenodd\" d=\"M264 5L262 2H257L253 8L254 18L246 25H235L229 23L226 26L225 34L228 39H237L248 42L252 39L256 31L259 29V22L263 18ZM222 143H210L206 150L201 155H187L183 152L177 154V158L189 171L197 172L199 175L204 172H209L222 163L224 152ZM201 180L199 177L195 185Z\"/></svg>",
  "mask_w": 264,
  "mask_h": 264
}]
</instances>
